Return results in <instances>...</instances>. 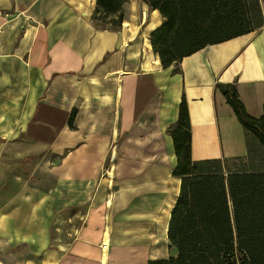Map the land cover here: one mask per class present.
<instances>
[{
	"label": "crops",
	"instance_id": "0c3cea01",
	"mask_svg": "<svg viewBox=\"0 0 264 264\" xmlns=\"http://www.w3.org/2000/svg\"><path fill=\"white\" fill-rule=\"evenodd\" d=\"M95 4L0 0V264L167 260L181 101L192 161L248 156L219 83L264 114V24L163 67L147 38L157 10L143 34L145 2L120 31Z\"/></svg>",
	"mask_w": 264,
	"mask_h": 264
},
{
	"label": "trees",
	"instance_id": "16d2710c",
	"mask_svg": "<svg viewBox=\"0 0 264 264\" xmlns=\"http://www.w3.org/2000/svg\"><path fill=\"white\" fill-rule=\"evenodd\" d=\"M124 1L96 0V4L112 13ZM142 1L165 20L151 35L153 52L163 67L258 28L252 25L247 0ZM218 87L246 135L251 133L264 148V114L250 116L234 84ZM170 131L177 157L174 173L181 178L167 230L169 247L176 253L153 264H264V170L221 171L225 158L192 161L184 100ZM247 146L250 153L248 137Z\"/></svg>",
	"mask_w": 264,
	"mask_h": 264
},
{
	"label": "rangeland",
	"instance_id": "374dc122",
	"mask_svg": "<svg viewBox=\"0 0 264 264\" xmlns=\"http://www.w3.org/2000/svg\"><path fill=\"white\" fill-rule=\"evenodd\" d=\"M130 1L131 0H125L123 2V4L121 5L120 9L118 11L112 12V13H106L105 11L101 10L97 6V4H95L94 9H92V11H90L89 15L91 16V18L94 21H96L100 25L106 26V27L116 28V29H119V31H120V29L123 27V22L125 21V19L128 18ZM95 3H96V0H95ZM138 3H139V7H141L142 1L138 0ZM247 3L249 6V10H250V14H251V21H252L253 27H259V26L263 25L264 24V0H247ZM145 10L147 12L146 20H145V23H143L141 28H140V32L143 34L147 30L148 31L150 30L149 25L153 20H156V21L158 20L157 19L158 18L157 13H154L153 9H151L149 6H147V7H145ZM138 15H140V9L138 11ZM162 19L164 22L165 20L163 17H162ZM159 26H157V27H159ZM156 28L151 29L148 36H147L150 46H151V35H152V32H154ZM141 33H140V35H141ZM138 39H140V38H138ZM151 50L153 52L152 46H151ZM158 60H159V58H158ZM159 62H160V60H159ZM247 137H248V141H249V145H250L249 155L244 159H226L225 161L223 160L221 163V166H220L221 171H226V170H264V148L259 144V142L253 137V135L251 133H248ZM205 170L206 171L213 170V167H205ZM104 243L107 244V242H105V241H104ZM171 251H172V254L175 255L176 251H175L174 247L171 248Z\"/></svg>",
	"mask_w": 264,
	"mask_h": 264
},
{
	"label": "bare ground",
	"instance_id": "6f19581e",
	"mask_svg": "<svg viewBox=\"0 0 264 264\" xmlns=\"http://www.w3.org/2000/svg\"><path fill=\"white\" fill-rule=\"evenodd\" d=\"M106 247H107V244H106V243H104V249H106Z\"/></svg>",
	"mask_w": 264,
	"mask_h": 264
}]
</instances>
